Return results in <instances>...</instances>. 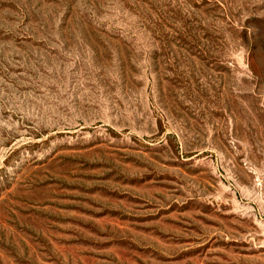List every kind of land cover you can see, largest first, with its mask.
<instances>
[{
    "label": "rangeland",
    "instance_id": "374dc122",
    "mask_svg": "<svg viewBox=\"0 0 264 264\" xmlns=\"http://www.w3.org/2000/svg\"><path fill=\"white\" fill-rule=\"evenodd\" d=\"M0 264H264V0H0Z\"/></svg>",
    "mask_w": 264,
    "mask_h": 264
}]
</instances>
